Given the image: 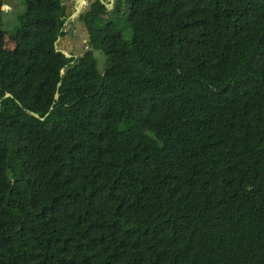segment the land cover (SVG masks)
<instances>
[{"label":"trees","instance_id":"1","mask_svg":"<svg viewBox=\"0 0 264 264\" xmlns=\"http://www.w3.org/2000/svg\"><path fill=\"white\" fill-rule=\"evenodd\" d=\"M22 2L0 28V264H264V0L93 2L77 55L62 0Z\"/></svg>","mask_w":264,"mask_h":264},{"label":"rangeland","instance_id":"2","mask_svg":"<svg viewBox=\"0 0 264 264\" xmlns=\"http://www.w3.org/2000/svg\"><path fill=\"white\" fill-rule=\"evenodd\" d=\"M1 12H0V28H5L7 30L13 27L15 24L17 15L23 12L24 6L22 0H2ZM66 11L69 9L66 5ZM70 14L63 21V28L65 33L59 37L55 45L60 48L63 52L67 54H80L87 43V36L84 25L76 19H71ZM4 45L6 47H11L12 42L9 40L8 36L5 34L3 36ZM93 54L96 58L98 68L104 64V55L100 50H94Z\"/></svg>","mask_w":264,"mask_h":264},{"label":"flooded vegetation","instance_id":"3","mask_svg":"<svg viewBox=\"0 0 264 264\" xmlns=\"http://www.w3.org/2000/svg\"><path fill=\"white\" fill-rule=\"evenodd\" d=\"M64 4V9L66 8V5H68L69 9L66 11V17H68L70 14L71 19L78 20V17L80 13L84 9H88L90 4L93 2H96L97 7H99V15L105 17L110 15L111 11H113L116 6L115 3L117 0H81L79 2V7H77L78 0H62Z\"/></svg>","mask_w":264,"mask_h":264},{"label":"water","instance_id":"4","mask_svg":"<svg viewBox=\"0 0 264 264\" xmlns=\"http://www.w3.org/2000/svg\"><path fill=\"white\" fill-rule=\"evenodd\" d=\"M81 0H78V4H77V7H79V2H80ZM58 38V37H57ZM66 55H69V54H67V53H65ZM59 83V82H58ZM58 83H57V85H58ZM57 85H56V89H57ZM56 89H55V92H54V96H56L57 95V91H56ZM6 94H8V93H6ZM30 113H32L34 116H38L37 115V113L36 112H33V111H31V110H28ZM40 118H42V116H39Z\"/></svg>","mask_w":264,"mask_h":264}]
</instances>
